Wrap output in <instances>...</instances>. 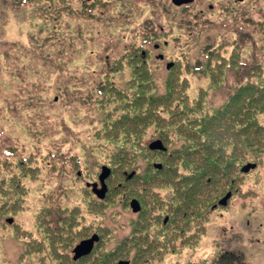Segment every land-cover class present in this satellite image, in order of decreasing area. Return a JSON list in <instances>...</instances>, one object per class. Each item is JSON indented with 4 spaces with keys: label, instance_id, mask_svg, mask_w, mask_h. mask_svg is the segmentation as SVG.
I'll list each match as a JSON object with an SVG mask.
<instances>
[{
    "label": "rangeland",
    "instance_id": "1",
    "mask_svg": "<svg viewBox=\"0 0 264 264\" xmlns=\"http://www.w3.org/2000/svg\"><path fill=\"white\" fill-rule=\"evenodd\" d=\"M70 3L75 7L79 2ZM92 5L87 19L67 15L48 22L37 17L32 4L0 0V178H14L9 187H0V201L6 202L0 211V264H58L84 237L75 228L78 232L89 226L105 240L107 226L117 230L118 239L128 235L132 212L125 207L124 195L102 204L91 189L84 190L94 183L89 177H95L93 164L106 162L104 149L90 133L94 118L98 121L108 110L95 99L97 86L107 79L119 87L134 80L127 59L118 60L110 72L109 65L125 49L145 52L150 47L148 62L163 81L168 62H175L176 73L189 76L191 99L215 110L242 77L256 80L264 72V0H194L186 7H176L172 0H101ZM56 11L47 12L50 16ZM157 43L164 45L154 51ZM158 54L165 60L158 63ZM209 64L219 67L217 78L207 75ZM152 133L145 143L156 138ZM58 155L67 158L66 166L60 162L58 170H34L36 158L54 161ZM75 160L82 162V179L77 178ZM15 184L21 185L17 204L8 196ZM243 184L227 209L209 217L189 258H210L228 250L245 255L247 264H264V155ZM46 203L51 215H69L81 204L80 226L75 224L73 239L47 226L52 243L46 241L24 255V248L43 242L47 235L38 232L36 224ZM6 216L13 217L16 226H8ZM53 225L60 227L59 221Z\"/></svg>",
    "mask_w": 264,
    "mask_h": 264
},
{
    "label": "trees",
    "instance_id": "2",
    "mask_svg": "<svg viewBox=\"0 0 264 264\" xmlns=\"http://www.w3.org/2000/svg\"><path fill=\"white\" fill-rule=\"evenodd\" d=\"M12 1L17 6L32 4L37 17L48 22L53 17L64 19L67 15L87 19V8L94 10L92 2L101 3V0H78V6L74 7L70 2L76 0ZM102 4L104 7L107 5L106 2ZM53 9L57 11L49 16L47 11ZM145 52L125 49L109 65L111 72L113 64L127 59L132 66L134 80L128 81L124 87L108 79L106 84L101 82L97 86L95 99L108 110L99 115L98 121L94 118L90 133L104 149L103 162H106L101 166L93 164L95 177L94 173H87L97 180L102 166L109 165L113 170L109 181L113 184L108 181L111 189L106 200L122 194L128 212L129 199L132 198L142 202V210L138 215L131 213L129 216L128 235L125 238L118 239L117 230L107 226L103 232L108 238L102 239L90 256L79 262L65 257L58 260V264H118L120 260L129 261L130 264H247L244 255L237 252L222 251L211 259L199 261L190 259L187 254L198 244L201 232L219 200L227 193L241 192L246 177L241 171L242 167L252 162H263L264 72L256 76V80L248 78L243 81L242 77L226 102L215 110L191 99L189 76L177 74L176 64L167 70L168 78L165 81L156 77V69L148 62L152 59L151 48L145 47ZM218 68L209 64L207 75L212 73L217 78ZM147 82L149 84L146 85ZM150 130L156 138H161L167 151L160 153L148 149L144 141ZM26 160H29V156L21 157L18 162L21 164ZM60 162L66 166L67 158L63 159L60 155L54 161L36 158L34 170L41 173L52 168L58 170ZM74 163L81 173L77 174V178L82 179L85 175L82 162L75 160ZM155 163L163 167L157 169ZM132 172L135 174L130 178L128 175ZM13 179L3 175L0 187L3 184L12 185ZM20 189L21 185L15 184L8 195L16 200L15 204L21 195ZM84 190L90 192L88 187ZM90 194H87V198ZM5 204L0 201V211ZM46 207L47 203L39 211L36 223L38 232L47 234L46 240L24 248V255L34 247L40 249L46 241L52 243L47 226H51L56 234L70 239L74 238L71 237L74 227L77 224L80 226L82 216L78 212L81 204L76 205V210L69 215H60V212L51 215L50 208ZM4 212L7 213L5 209ZM166 217L169 218L167 223L164 222ZM55 221H59V228L53 225ZM90 229L86 226L84 230L76 232L75 228L74 231L84 239L93 232ZM187 257L188 261L183 262Z\"/></svg>",
    "mask_w": 264,
    "mask_h": 264
},
{
    "label": "water",
    "instance_id": "3",
    "mask_svg": "<svg viewBox=\"0 0 264 264\" xmlns=\"http://www.w3.org/2000/svg\"><path fill=\"white\" fill-rule=\"evenodd\" d=\"M189 1H191V0H174V3L176 5H181V4H186ZM168 66L171 67V66H173V64H169ZM150 148L153 150H165L164 145L161 141H156V142L152 143L150 145ZM157 167L161 168V166H157ZM255 167H256V164L247 165L243 168V172L248 173L250 170H252V168H255ZM110 173H111V170L108 167H104L103 173L100 176L102 188L99 190L97 189L98 183H94V185H93V191H95L96 194L101 199H104L106 197L107 192H108L107 185H106V178L109 177ZM229 199H231V193L229 195H227L226 198L221 200L220 204L226 205ZM131 207L133 209V212H135V213L140 212V204L138 201L134 200L131 203ZM99 239H100V237L98 235H95L93 238L87 239V240L81 242L75 249L76 254L74 256V259L78 260L79 258L85 257V255L90 254L94 250L95 243L97 241H99ZM120 264H129V263L122 261V262H120Z\"/></svg>",
    "mask_w": 264,
    "mask_h": 264
}]
</instances>
